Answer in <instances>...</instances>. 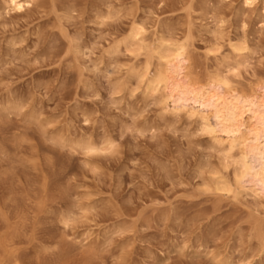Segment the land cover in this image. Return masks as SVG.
<instances>
[{
  "label": "rangeland",
  "instance_id": "obj_1",
  "mask_svg": "<svg viewBox=\"0 0 264 264\" xmlns=\"http://www.w3.org/2000/svg\"><path fill=\"white\" fill-rule=\"evenodd\" d=\"M30 1L0 0V264H264V200L208 190L210 138L130 79L143 57L109 54L139 20L187 41L205 82L245 40L234 80L260 87L262 0Z\"/></svg>",
  "mask_w": 264,
  "mask_h": 264
},
{
  "label": "bare ground",
  "instance_id": "obj_2",
  "mask_svg": "<svg viewBox=\"0 0 264 264\" xmlns=\"http://www.w3.org/2000/svg\"><path fill=\"white\" fill-rule=\"evenodd\" d=\"M254 2L245 0V5L251 6ZM31 4L30 0H4L3 7L6 14H10L25 11ZM262 7L264 9V0ZM101 18V21L109 22L111 17ZM138 23L132 22L128 35L120 42L116 40V46L109 54L125 50L135 60L143 57L142 67L134 66L129 70L130 79L142 86L144 94L165 111L175 115L186 113L196 120L200 132L210 138L214 149L221 154L223 169L209 172L208 190L236 197L253 188V194L264 200V82L260 87H254L255 83H252L244 91L238 87L240 82L234 80L241 76L242 60L250 49L248 42L228 39L227 46L233 58L223 57L219 46L214 49L216 61L220 56L222 64L213 76L201 82L192 70L193 51L187 41L177 35L175 38L174 35L161 34L162 29L148 33L147 28ZM74 147L92 155L112 148V144L108 142L103 148L88 142L76 143ZM229 168H232L233 178L230 179L233 181L228 178ZM223 170L228 172L227 175ZM8 262L22 264L15 256Z\"/></svg>",
  "mask_w": 264,
  "mask_h": 264
}]
</instances>
